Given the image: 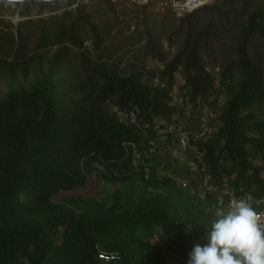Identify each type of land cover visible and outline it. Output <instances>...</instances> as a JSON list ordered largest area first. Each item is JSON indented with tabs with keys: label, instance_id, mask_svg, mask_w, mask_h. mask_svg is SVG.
Segmentation results:
<instances>
[{
	"label": "trees",
	"instance_id": "1",
	"mask_svg": "<svg viewBox=\"0 0 264 264\" xmlns=\"http://www.w3.org/2000/svg\"><path fill=\"white\" fill-rule=\"evenodd\" d=\"M234 2L230 0V5ZM215 9L206 6L186 15L183 26L189 22L191 36L184 51L160 71L162 80L169 78L165 89L144 81L155 74L151 70L124 76L116 63L94 66L81 51L82 37L86 27L97 35L99 31L91 21L93 13L82 8L61 17L30 19L16 32L7 29L10 24L0 27V73L34 63L37 55L30 52L31 44L36 53L44 51L42 55L60 46L48 77L29 88H15L0 100V145L5 152L0 158V264H99L100 250L119 252L122 264H187L194 245L207 243V231L216 219V198L209 194L203 199L178 186L175 178L159 175L162 163L157 157L151 160L150 177L142 173L153 195L134 208L117 213L116 206L96 203L77 213L52 198L61 190L84 186L86 177L79 169L82 157L93 154L118 167L127 154L124 143L146 148L145 133L112 117L109 103L124 111L137 110L142 123H152L154 117L168 119L173 111L169 88L182 61L194 101L211 89L213 78L198 55L206 35L193 40L192 36L198 25L193 24L194 17ZM27 11L24 8L23 14ZM143 36L148 38L147 54L160 56L151 34L145 31ZM256 42L262 47H256ZM235 53L237 61L222 79H234L233 69L239 68L243 81L229 94L217 139L204 148L216 180L228 173L230 160L237 192L261 196L264 5L247 15ZM60 74L68 76L59 78ZM148 133L149 138L155 136L151 130ZM183 171V177L190 173ZM156 229L169 242L167 247L152 241ZM169 254L176 263L169 261Z\"/></svg>",
	"mask_w": 264,
	"mask_h": 264
},
{
	"label": "rangeland",
	"instance_id": "2",
	"mask_svg": "<svg viewBox=\"0 0 264 264\" xmlns=\"http://www.w3.org/2000/svg\"><path fill=\"white\" fill-rule=\"evenodd\" d=\"M102 2V0H59L52 3L36 1L23 4L0 3V27H4L3 24H10L7 29H13L16 32L30 19L61 17L77 8H82L85 13H93L91 21L99 31V35L86 27L82 37L84 42L81 51L89 57L94 66L116 63L118 70L124 76L143 70L153 71V68L164 69L188 46L191 35H189V22L186 21L183 26L186 16L156 14L147 7L128 3V0H110L105 4ZM263 5L264 0H235L232 5H230V0H212L208 7L216 8V11L203 12L193 19V24L198 23V25H196L197 29L194 31L192 40L197 35H206L199 44L200 61L207 67L215 66L220 69L219 76L211 75L213 78L211 89L204 96L202 95L207 108L214 110L218 115V125L204 145L210 142L212 144L217 139L221 127L224 126V109L227 106L229 94L241 86L243 77L239 68L233 69L236 75L234 79L226 81L222 79V75L237 61L235 46L247 15ZM24 8L28 11L23 14ZM133 27L135 30H132ZM145 31L146 34H151L159 45L160 56L147 54L148 38L143 36ZM255 46L262 47L259 42H256ZM59 48L60 46L50 47L47 49V54L42 55L44 51L36 53L34 45L31 44L30 52L37 55L34 63L15 71L0 73V100L15 88H29L36 81L48 77L52 71L51 64ZM41 56L44 57L41 59ZM8 59L12 60L13 57ZM182 63L183 61L178 65L174 73V84L169 89L176 87L177 91L186 89L192 93L193 87L188 84ZM62 75L58 77L68 76ZM154 77L155 74L148 75L144 81L154 87ZM159 77L167 84L168 75L162 80L161 73H159ZM108 107L113 114L112 117L122 121L119 114L124 110L113 103H109ZM260 117L264 121V110ZM187 120L196 126V119L187 117ZM124 147L127 154L118 161V167L114 165L115 162H105L100 156L95 158L93 154L82 157L79 169L80 173L86 177L84 186L72 190H61L52 198V201L66 205L77 213L84 212L88 206L96 203L106 208L116 206L117 213H121L129 207L138 206L143 199L153 195L149 183L143 179L142 174L143 171L145 172V167L143 169L142 165H151L152 161L143 160L141 156L137 157L138 152L142 150L135 153L130 143H124ZM206 154L210 155L208 152ZM214 155L217 157V154ZM3 156L5 152L0 145V158ZM226 175L232 180L236 179V170H233L230 160H228ZM183 179L175 177L178 186ZM183 189H189L192 194L200 196L195 186ZM154 232L155 236L152 241L160 242L167 247L169 242L162 238L160 230L156 229ZM167 258L173 263L177 262L170 254Z\"/></svg>",
	"mask_w": 264,
	"mask_h": 264
},
{
	"label": "built area",
	"instance_id": "3",
	"mask_svg": "<svg viewBox=\"0 0 264 264\" xmlns=\"http://www.w3.org/2000/svg\"><path fill=\"white\" fill-rule=\"evenodd\" d=\"M211 2L212 0H128V3L147 7L156 14L172 13L179 17L192 14L210 5ZM132 30H135V27ZM152 70L155 71L153 85L162 89L167 88V84L159 77L163 69ZM219 70V67H205V72L215 77L219 76ZM169 96V105L174 110L168 119L154 117L152 123H142L137 110L120 112L119 117L123 122L139 128L148 137L146 148L130 143L135 153L142 150L141 153L138 152L137 157L141 156L143 160L159 158L162 163L157 168L159 175L184 178L180 185L183 188L195 185L203 199L209 194L213 195L217 201L214 208L227 210L233 198L251 196L253 207L264 213V194L255 196L250 192L238 193L232 186L229 176L224 174L220 180H216L211 172L204 143L213 135V129L218 125L217 113L207 108L203 98L199 97L194 101L189 90L177 91L175 87L170 89ZM187 117L196 119V126H193ZM149 130L153 131L155 135L153 138H149ZM165 157H168L169 163ZM144 167L145 178L148 179L151 166L146 164ZM183 170H188L191 174L183 177L181 175ZM98 260L99 264H122V257L117 251L100 250Z\"/></svg>",
	"mask_w": 264,
	"mask_h": 264
},
{
	"label": "clouds",
	"instance_id": "4",
	"mask_svg": "<svg viewBox=\"0 0 264 264\" xmlns=\"http://www.w3.org/2000/svg\"><path fill=\"white\" fill-rule=\"evenodd\" d=\"M215 216L207 243L194 245L187 264H264V213L253 207L251 196L233 198Z\"/></svg>",
	"mask_w": 264,
	"mask_h": 264
},
{
	"label": "water",
	"instance_id": "5",
	"mask_svg": "<svg viewBox=\"0 0 264 264\" xmlns=\"http://www.w3.org/2000/svg\"><path fill=\"white\" fill-rule=\"evenodd\" d=\"M42 2V3H52V2H57L59 0H0V3H6V4H23L26 2Z\"/></svg>",
	"mask_w": 264,
	"mask_h": 264
}]
</instances>
